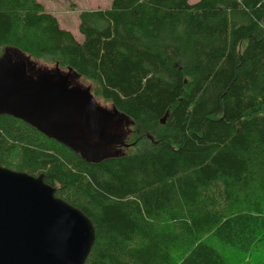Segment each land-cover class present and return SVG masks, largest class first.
Listing matches in <instances>:
<instances>
[{"label":"trees","instance_id":"obj_1","mask_svg":"<svg viewBox=\"0 0 264 264\" xmlns=\"http://www.w3.org/2000/svg\"><path fill=\"white\" fill-rule=\"evenodd\" d=\"M79 21L82 41L38 0H0V57L72 70L149 146L90 162L0 114V166L90 219L85 264H232L219 246L264 241V0H113Z\"/></svg>","mask_w":264,"mask_h":264},{"label":"water","instance_id":"obj_2","mask_svg":"<svg viewBox=\"0 0 264 264\" xmlns=\"http://www.w3.org/2000/svg\"><path fill=\"white\" fill-rule=\"evenodd\" d=\"M0 114L27 122L90 162L119 156L109 150L128 137L123 120L89 90L48 75L36 78L9 53L0 58ZM95 238L90 219L56 197L43 176L0 166V264H85Z\"/></svg>","mask_w":264,"mask_h":264},{"label":"rangeland","instance_id":"obj_3","mask_svg":"<svg viewBox=\"0 0 264 264\" xmlns=\"http://www.w3.org/2000/svg\"><path fill=\"white\" fill-rule=\"evenodd\" d=\"M48 13L53 14L60 22L63 29L70 31L78 41L83 40V36L79 32V15L88 10L108 9L110 8L113 0H38ZM191 3H195L196 0H190ZM11 54L14 62H25L30 73L36 78L41 76H51L56 80H63L68 83L69 88H81L89 90L94 96L95 85L92 82L82 79L76 76V74L70 70L62 69L58 65L49 61H37L30 57H21L15 50H4L1 57L6 54ZM95 97V96H94ZM98 104L115 114L120 120H123V131L128 133V137L125 140L124 146H115L109 150V154L113 155H125L137 153L149 146V137L137 128L136 124L130 119H124L123 115L118 113L111 103H107L100 98L95 97ZM105 152V151H104ZM103 152V153H104ZM108 152V151H107ZM166 225V220H163ZM162 224V223H161ZM163 224V226H164ZM202 239L210 240L214 245L218 244L211 238L210 235H203ZM224 256L228 257L232 264H256L264 258V241L257 242L247 252H241L239 250L222 249ZM188 248H184L183 253H187ZM181 253V252H180ZM179 252L175 253V257L179 260L183 255Z\"/></svg>","mask_w":264,"mask_h":264}]
</instances>
